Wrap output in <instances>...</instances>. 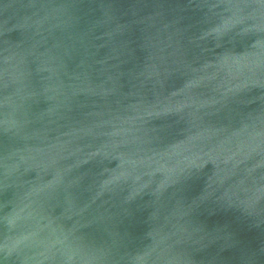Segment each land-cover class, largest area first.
Masks as SVG:
<instances>
[{"label": "water", "instance_id": "1", "mask_svg": "<svg viewBox=\"0 0 264 264\" xmlns=\"http://www.w3.org/2000/svg\"><path fill=\"white\" fill-rule=\"evenodd\" d=\"M0 264H264V0H0Z\"/></svg>", "mask_w": 264, "mask_h": 264}]
</instances>
